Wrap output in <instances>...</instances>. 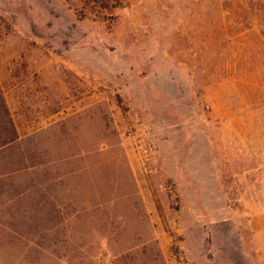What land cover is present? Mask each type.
<instances>
[{"label":"rangeland","instance_id":"rangeland-1","mask_svg":"<svg viewBox=\"0 0 264 264\" xmlns=\"http://www.w3.org/2000/svg\"><path fill=\"white\" fill-rule=\"evenodd\" d=\"M0 264H264V0H0Z\"/></svg>","mask_w":264,"mask_h":264}]
</instances>
